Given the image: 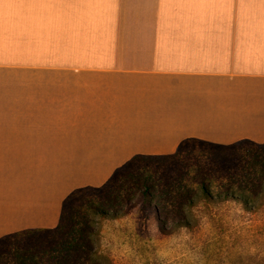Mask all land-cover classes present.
Wrapping results in <instances>:
<instances>
[{
    "label": "crops",
    "instance_id": "crops-1",
    "mask_svg": "<svg viewBox=\"0 0 264 264\" xmlns=\"http://www.w3.org/2000/svg\"><path fill=\"white\" fill-rule=\"evenodd\" d=\"M187 139L264 143V0H0V240Z\"/></svg>",
    "mask_w": 264,
    "mask_h": 264
},
{
    "label": "rangeland",
    "instance_id": "rangeland-1",
    "mask_svg": "<svg viewBox=\"0 0 264 264\" xmlns=\"http://www.w3.org/2000/svg\"><path fill=\"white\" fill-rule=\"evenodd\" d=\"M247 151L256 149L245 146L231 151L195 145L179 158L144 160L136 167L143 175L151 171L182 178L176 193L191 202L190 206L176 198L157 207V200L148 202L136 188L122 185L119 199H114L115 192L107 194L104 209L111 218L90 210L87 220L78 217L76 221H87L101 264H264V186L247 193L250 202L246 204L239 196L238 200L224 199L226 180L222 173H215L216 161L230 163L224 161L226 157L249 163ZM258 153L263 156L262 151ZM207 173L214 175V183L210 199L204 201L197 183ZM89 198L98 203L104 196ZM59 240L56 233L47 232L3 242L0 264H17L18 251L52 247Z\"/></svg>",
    "mask_w": 264,
    "mask_h": 264
},
{
    "label": "trees",
    "instance_id": "trees-1",
    "mask_svg": "<svg viewBox=\"0 0 264 264\" xmlns=\"http://www.w3.org/2000/svg\"><path fill=\"white\" fill-rule=\"evenodd\" d=\"M195 145L231 151L245 146H251L256 149L253 152L247 151L245 158L249 162L247 164H242V159L237 160L227 157L224 159L225 162L230 161L227 165L222 164V159L221 161L219 160L220 162L216 161L217 169L215 173H222L221 176L226 180L225 186L227 190L223 195L224 199L234 200L239 196L241 197L239 201L246 204L250 202V197L247 193L253 194V190H256L261 185L264 186V143L255 144L250 141H240L233 145L223 146L196 139H187L179 145L174 154L160 157L136 156L132 158L123 167L117 169L110 180L99 189L87 187L72 192L63 201L59 224L55 229L17 233L3 238L0 240V244L25 235L35 236L41 233L52 232L60 237L59 241L52 247H28L27 249L18 251L14 256V259L18 261L17 264H101V255L93 247L90 238L93 233L87 229V221L79 224L76 219L81 217L87 220L85 216L90 210H93L101 218H111V215L109 216L104 209V204L106 201L108 202L109 198L107 194L112 191V195L115 192L114 199H119L121 196L119 189L122 190V185L136 188L138 194L143 196L148 202L157 200V207L164 200L167 203H173L176 198L180 203L187 202L188 206H190L191 202H188L185 197L176 193L179 190L178 186L182 184V178L179 179L172 175L159 174L158 172L153 174L151 171L143 175L141 173L142 170L139 171L136 167L137 164L144 160L179 158ZM260 151L263 152V156L259 155L258 152ZM207 175L201 178L202 180L199 181V184L197 183L204 201L210 199L209 191L214 183V175L211 176L209 173ZM94 194H101L104 198L95 203L89 198ZM175 195L179 197H175ZM155 213L158 212L155 211Z\"/></svg>",
    "mask_w": 264,
    "mask_h": 264
}]
</instances>
